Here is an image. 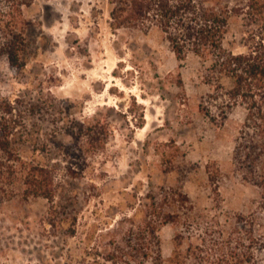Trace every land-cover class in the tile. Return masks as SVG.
Here are the masks:
<instances>
[{
	"label": "rangeland",
	"instance_id": "1",
	"mask_svg": "<svg viewBox=\"0 0 264 264\" xmlns=\"http://www.w3.org/2000/svg\"><path fill=\"white\" fill-rule=\"evenodd\" d=\"M27 1L25 65L11 68L0 59V98L33 107L21 117L20 132L33 135L23 151L55 169L57 212L50 215L43 197L16 193L3 201L0 264H174L177 231L180 264H200L188 247L205 231L222 229L226 238L238 230L245 237L246 228L264 263V194L235 160L245 109L233 107L220 123L221 100L207 96L214 90L203 80L207 63L193 53L177 60L155 28L111 27L109 0ZM211 4L232 9L225 48L243 53L261 35L247 0ZM221 82L231 86L229 78ZM72 121L108 127L104 149L87 152L66 135ZM168 188L189 197L191 217L154 223L153 238L143 222L148 196ZM138 227L141 233L127 243L124 237ZM155 240L160 259L148 250Z\"/></svg>",
	"mask_w": 264,
	"mask_h": 264
},
{
	"label": "trees",
	"instance_id": "2",
	"mask_svg": "<svg viewBox=\"0 0 264 264\" xmlns=\"http://www.w3.org/2000/svg\"><path fill=\"white\" fill-rule=\"evenodd\" d=\"M109 2L111 27L134 28L143 32L155 28L167 41L177 60L182 61L189 53H193L207 63L203 80L214 90L207 96L211 100H221L222 107H218V114H222L221 124L233 107L239 105L245 109L244 120L236 139L235 160L251 176L244 179H249L250 183L260 187L264 194V173L260 170L264 157V0H247L248 9L257 13L255 19L260 22L262 33L257 40L247 45V50L243 53H234L225 48L223 43L228 20L233 14L232 9L211 4V0ZM1 3L0 59L5 58L11 68H21L25 65L27 51L24 34L27 22L22 15V7L27 6L28 1L0 0ZM224 77L231 80L229 88L222 85ZM178 84L181 86L180 80ZM202 108L212 121L217 120V114H212L211 109L204 105ZM33 110V107H25L18 104V101L0 98V204L16 193L24 198L43 197L50 203V215H54L57 211L53 202L58 192L55 169L25 156L23 151L24 145L32 140L33 135L26 129L23 133L20 132L23 124L21 117L23 113H31ZM64 132L74 141L80 142L85 151L95 154L104 149L109 128L98 122L72 121ZM148 197L151 202L143 222L153 238L155 224L179 223L191 217L193 206L189 197L181 190L168 188L160 192L158 198L151 195ZM165 203L172 206V209H168ZM183 213L186 216H182ZM245 221L248 222L246 219ZM216 224L214 226L217 227ZM71 230L73 232V228ZM245 230V237L234 230L226 238L222 229L205 231L206 236L200 238L199 244H189V254L197 258L200 264H264L253 252L255 243L252 230ZM141 231L140 227L131 230L124 239L129 243L130 237L134 234L138 236ZM181 238L177 231L170 258L174 264L181 262ZM261 246L264 248V238ZM148 250L155 253L157 259L161 258L158 241H150Z\"/></svg>",
	"mask_w": 264,
	"mask_h": 264
}]
</instances>
